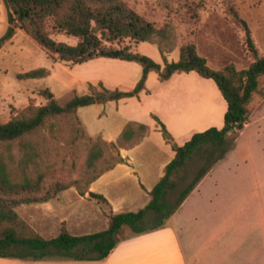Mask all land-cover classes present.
Returning a JSON list of instances; mask_svg holds the SVG:
<instances>
[{"label":"rangeland","instance_id":"374dc122","mask_svg":"<svg viewBox=\"0 0 264 264\" xmlns=\"http://www.w3.org/2000/svg\"><path fill=\"white\" fill-rule=\"evenodd\" d=\"M1 4L0 38L8 28L7 12L2 0ZM130 4L156 27L171 25L174 29L175 38L172 37L170 44L166 41L137 44L130 40L124 44L161 65L165 64V60L177 61L180 47L194 42L199 54L207 58L211 68L223 70L233 64L238 71L248 69L253 59L245 42V32L231 15L230 4L248 23L256 46L264 56V0H130ZM52 38L70 45H76L78 41L61 34H52ZM158 43H161L165 54L160 51ZM40 68L47 69L50 75L41 79L25 78L27 73ZM141 75L142 68L133 62L101 58L71 65L56 56L49 57L41 46L19 30L0 52V124L9 122L30 106L47 104L48 101L42 95L45 89H49L64 104L75 95L90 94L88 82L102 80L107 89L129 91L136 86ZM152 75L150 87L156 89V83L161 80L156 73ZM200 79L201 82L193 81L188 87L191 90L190 98L185 101L184 113L196 110L194 116L198 123L210 118L213 127H223L226 103L212 80ZM91 85L101 88L99 81ZM187 94L185 89L183 95ZM117 105L111 102L81 108L79 115L87 127L82 124L83 132L78 130L79 126L71 116L53 118L51 122L54 124V132L51 123H48L33 135L41 152L48 154L45 158L47 163L44 165L41 162V168L54 169L65 181L81 179L85 164L83 148L96 140H103L102 136H92L102 133L107 138L117 134L121 128L122 120ZM247 110L248 122L244 128L230 133L224 146L214 148L208 145L195 154L180 176L176 177L177 186L169 191L167 200L177 204L185 188L194 182L202 170L207 171L174 217L165 224V227L175 226L183 239L194 231L187 226L202 223L205 215L218 221L220 216L219 213H212L214 209L233 207L235 214H229L228 219H240L246 209L264 204V76L259 79L258 90L248 103ZM162 137L160 130H150L149 141L134 154L139 166H151L150 161L164 160L168 156L167 150L161 148ZM76 155H79V160L74 159ZM116 155L115 150L108 149L105 158L94 169V174L108 169ZM73 161H76L75 169ZM116 173L124 174L121 169ZM127 182V211H138L150 198L145 196L136 182ZM67 191L70 194L60 199V204L57 200L65 191L52 200L57 207L54 210H45L42 208L43 203L23 205L17 211L37 233L43 232L46 239L56 237L54 234L57 228L60 230L63 223L67 225V221L71 228L76 227L72 231L73 235L92 234L108 228L106 215L110 208L98 205L90 195L79 197L76 188ZM104 191L108 194L111 192L115 202L119 200L116 197L119 188L111 186ZM156 216L154 211L148 213L143 219V225H153ZM221 216L225 217L224 214ZM132 234L134 232L126 226L117 240L121 241Z\"/></svg>","mask_w":264,"mask_h":264},{"label":"trees","instance_id":"16d2710c","mask_svg":"<svg viewBox=\"0 0 264 264\" xmlns=\"http://www.w3.org/2000/svg\"><path fill=\"white\" fill-rule=\"evenodd\" d=\"M7 12L8 28L0 38V52L13 40L19 30L24 31L49 57L71 65H80L93 60L106 58L133 62L142 68V75L136 86L129 91L110 90L100 83L101 90L91 84L90 94L75 95L66 103H60L49 89L42 91L48 101L41 106H30L7 123L0 124V258L38 261L45 259L100 261L106 259L118 244L117 237L124 227H129L140 235L165 227L182 203L193 192L197 183L205 176L202 170L197 178L180 194L177 204L167 200L169 191L177 186L176 177L188 165L195 154L210 145L222 147L227 136L242 130L248 122L247 105L259 87V79L264 76V56L252 37L248 23L242 19L234 5L230 12L245 32V42L253 59L249 68L238 71L233 64L223 70H215L208 64L206 57L198 52L194 42L180 47V58L176 62L161 65L151 57L124 46L126 40L137 44L166 41L172 43L174 29L171 25L158 28L146 16L139 13L130 0H2ZM52 34L67 35L77 39L76 45L57 42ZM160 51L165 54L161 43ZM169 53V52H168ZM156 73L159 80L167 81L176 73H197L201 78L212 80L227 103L222 129L209 128L195 133L183 146L175 143L166 125L152 114L159 125L164 140L175 152L174 159L166 166L165 174L149 192L150 202L138 211L115 213L111 203L102 194L90 192V197L98 205L110 208L107 213L106 230L73 235L63 223L59 235L46 239L37 233L17 211L23 205H37L55 200L59 194L76 188L81 196L89 192L105 171L117 164L125 163L120 149H129L142 141L149 133L145 124L129 123L122 131L117 142L106 143L96 140L83 148L85 156L84 171L81 179L65 181L54 169H42L46 165V152H41L39 143L33 135L51 123L52 132L56 117H73L79 131L83 132L78 117L81 108L119 102L124 99L138 98L147 90L150 73ZM45 68L33 70L25 75L27 79H41L49 76ZM17 151L14 152V148ZM115 150L114 163L105 171L94 174L97 164L102 161L107 150ZM242 149V148H241ZM245 149V153H246ZM244 152V149H242ZM76 154H79L78 152ZM75 160H79L76 155ZM76 168V161H73ZM264 205V204H262ZM154 211L156 218L151 226H144L143 219ZM55 257V258H54Z\"/></svg>","mask_w":264,"mask_h":264},{"label":"crops","instance_id":"0c3cea01","mask_svg":"<svg viewBox=\"0 0 264 264\" xmlns=\"http://www.w3.org/2000/svg\"><path fill=\"white\" fill-rule=\"evenodd\" d=\"M1 5L0 0V9ZM168 56L167 53L166 57ZM153 73L149 75L147 90L143 91L138 98L116 102L122 120L121 128L117 134L107 136V138L102 133H97L94 136L90 135L92 137L102 136L105 142L112 143L118 141L122 131L129 123L145 124L149 127V133L137 145L129 149H120L121 156L126 162L117 164L111 170L105 171L92 183L89 192L86 194L90 195V192H93L104 195L111 203L112 210L115 213L128 212L127 181L136 182L145 196L151 199L149 192L164 176L166 166L175 157L171 145L163 139L161 148L166 149L168 152V156L164 160L150 161L152 163L148 167L137 164L134 154L149 141L150 130H160L157 122L151 117L152 114L159 117L166 125L175 143L179 146H183L188 142L195 133L204 132L214 125L210 118L203 123H198L195 120L196 110H193V112L188 110L187 113H184L185 101L190 98L189 92L191 90L188 89L190 83L193 81L201 82V77L197 73H176L171 79L156 83L158 84L156 89L150 87ZM97 81L104 85L102 80ZM97 81H93V83ZM185 89H187V95H183ZM98 90H101V88ZM79 111L78 117L86 127ZM226 111L227 103L224 105V116ZM179 141H181L180 144ZM119 169L124 172L123 175H117L116 172ZM111 186L119 188V193L116 196L119 197V200H116V202L113 200L111 192L108 194L104 191L105 188ZM67 194H70V191H65L57 200V203L60 204V199L66 197ZM77 195L83 198L79 192ZM53 203V201L45 203L42 208L54 210L57 207ZM212 213H219L220 218H218V221L205 215L202 223L197 222L194 223L195 225L188 223L190 225L187 228L194 231L188 233V236L184 239L175 226L173 228L166 226L140 235L134 233L118 241L111 254L100 261L60 259L23 261L0 258V264H264V205H253L246 209V213L240 219H236V217L228 219L229 214H235L233 207H219L214 211L212 210ZM223 214L225 217L221 216ZM227 219L228 221L224 222ZM67 227L71 234L76 229V227L75 229L71 228L68 221ZM57 229L58 231L54 235L58 236L60 230ZM39 234L45 236L43 232ZM53 237L55 238V236H52L48 239H53Z\"/></svg>","mask_w":264,"mask_h":264}]
</instances>
